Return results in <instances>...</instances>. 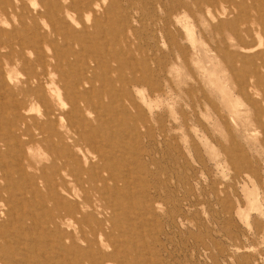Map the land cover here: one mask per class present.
<instances>
[{
    "label": "rangeland",
    "instance_id": "rangeland-1",
    "mask_svg": "<svg viewBox=\"0 0 264 264\" xmlns=\"http://www.w3.org/2000/svg\"><path fill=\"white\" fill-rule=\"evenodd\" d=\"M59 1L75 6L79 0ZM182 1L189 9L176 6V0H98L102 12L93 18H100L109 36H94L99 46L89 51L103 58L121 57L103 65L102 81L115 86L102 100L110 105L112 97L113 111L128 106L132 119L141 109L146 124L137 122L134 130L132 119H122L111 128L119 136L114 144L123 166L113 176L118 182L105 176V203L118 183L119 189L133 195L132 207L121 198L112 199L110 204L120 207L97 219L119 217L123 229L105 222V236L113 243L136 237L131 254L141 255L140 264H264V118L262 126L250 98L239 91L226 62L215 51L226 46L240 51L233 36L228 30L219 33L212 28L223 13L242 5L234 13L240 33L249 31L255 44L264 45V10L256 0H215L201 14L196 0ZM24 3L29 8L36 3L44 11L41 0ZM79 17L85 23V15ZM58 42L79 49L78 41ZM43 46L41 52L49 56ZM120 63L125 70L119 75L111 77L104 70L105 66L116 70ZM135 76L144 85L128 84ZM51 99L57 117L69 112ZM45 109V105L36 108L32 116L39 118ZM34 148L40 154L46 146ZM37 160L50 163L46 157ZM44 197L34 201L32 195L18 196L41 215ZM46 205L52 209L51 201ZM12 211L16 218L21 210L16 204ZM90 229L84 230L85 235ZM112 248L107 252L112 253Z\"/></svg>",
    "mask_w": 264,
    "mask_h": 264
},
{
    "label": "bare ground",
    "instance_id": "bare-ground-1",
    "mask_svg": "<svg viewBox=\"0 0 264 264\" xmlns=\"http://www.w3.org/2000/svg\"><path fill=\"white\" fill-rule=\"evenodd\" d=\"M41 1L44 11L38 10L36 3L29 8L24 0H0V264H140L141 255L131 254L136 237V242L126 239L113 243L105 236V222L123 229L119 217L114 214L105 221L97 219L120 207L111 205L112 199L129 203L133 198L117 183L109 191L112 198L108 204L104 199L108 180L105 176L118 182L113 176L123 166L116 157L119 147L114 144L119 136L111 128L119 126L122 119H132L128 106L113 111V98L110 105L102 100L115 86L102 81L103 65L121 57L103 58L89 51L99 46L94 36H109V30L101 28L100 18H93L101 11L98 0H79L75 6L62 5L59 0ZM214 1L196 0L200 3L197 12L203 14L204 6ZM256 1L264 10V0ZM176 6L189 9L182 0H176ZM242 7L234 5L212 25L215 32L228 30L240 51H231L227 46L215 51L226 62L239 91L250 98L257 122L263 126L264 45L255 44L249 31L240 33L234 13ZM81 15H85V23ZM59 40L78 41L79 49L68 44L62 47ZM42 45L48 48L50 57L41 52ZM80 53L88 55L89 60L82 59ZM70 58H74L73 63ZM105 67L111 77L125 70L123 63L116 70ZM130 69L132 73L136 70ZM128 84L140 86L143 79L135 76ZM52 97L69 112L57 117ZM43 105L46 109L39 118L32 116ZM137 115L130 121L134 130L137 122L146 124V116L139 108ZM34 146L46 149L35 154ZM42 157L50 163L37 160ZM20 195H32L34 201L46 195L42 200L43 215L30 203L21 202ZM48 201L52 202L51 210L46 207ZM16 204L21 211L15 218L12 210ZM128 220L131 221L129 215ZM87 228L91 229L85 235ZM110 247L112 253L107 252Z\"/></svg>",
    "mask_w": 264,
    "mask_h": 264
}]
</instances>
